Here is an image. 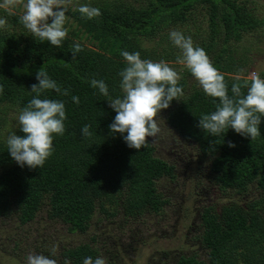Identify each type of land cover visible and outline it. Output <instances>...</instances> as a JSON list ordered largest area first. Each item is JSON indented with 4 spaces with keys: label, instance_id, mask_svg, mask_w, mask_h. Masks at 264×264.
<instances>
[{
    "label": "trees",
    "instance_id": "16d2710c",
    "mask_svg": "<svg viewBox=\"0 0 264 264\" xmlns=\"http://www.w3.org/2000/svg\"><path fill=\"white\" fill-rule=\"evenodd\" d=\"M87 5L99 8L101 15L88 19L79 13V6L70 10L66 16L76 31L68 30L59 47L34 37L21 23L18 12L0 8V18L7 21L0 28V110L21 112L35 95L30 92L31 85L38 83L36 74L43 68L61 93L48 90L41 98L64 102L67 117L65 132L54 134V151L42 168H22L8 152L7 142L0 140V219L17 222L16 227L33 223L43 209L49 220L62 223L72 235L87 234L98 212L109 220L121 214L138 219L163 213L168 199L157 183L174 177V167L155 155L152 138L147 147L137 151L109 128L116 113L107 100L124 95L119 74L127 62L122 52H139L142 59L154 62L176 63L182 50L173 44L170 33L181 31L192 38L194 46L203 48L224 74L229 95L233 84L239 83L246 94L244 84L251 83L249 59L239 54L237 45L264 22L245 3L90 0ZM199 8L205 11L207 26L203 32L191 31L189 25L195 22ZM80 35H86L90 44ZM148 41H154L153 49L145 47ZM77 43L83 50L73 59L72 48ZM255 74L264 79V71ZM190 76L194 77L190 70L182 73L178 86L184 95L162 111L168 127L195 144L200 155L209 160L223 195L240 200L205 209L200 240L206 258L183 256L175 264H264V117L261 135L255 140L232 129L218 137L205 133L197 126L198 119L214 112L219 100L208 96L202 87L189 91ZM93 79L105 82L108 97L91 86ZM64 90L68 95L62 94ZM73 96L79 97V104ZM85 125L91 126L89 138L81 135ZM17 135L24 134L20 131ZM229 142L236 147H229ZM253 189L257 195L252 198ZM6 240L12 243L15 238L7 236ZM42 249L50 255L46 245ZM63 256V264L65 260L83 264L86 257H100L89 243L65 248Z\"/></svg>",
    "mask_w": 264,
    "mask_h": 264
},
{
    "label": "clouds",
    "instance_id": "9594fccd",
    "mask_svg": "<svg viewBox=\"0 0 264 264\" xmlns=\"http://www.w3.org/2000/svg\"><path fill=\"white\" fill-rule=\"evenodd\" d=\"M70 0H3L0 8H14L23 5L24 14L21 23L34 37L40 41H48L59 47L68 36L66 5ZM82 16L93 19L101 15L97 7L83 4L78 8ZM7 21L0 18V28ZM170 39L182 50L176 63L187 67L199 82L204 92L219 100L216 110L203 115L198 127L213 137L225 134L229 129L237 134L255 140L261 135V117H264V79L253 74L250 85L245 83L246 94L242 92L239 83L231 87L229 95L225 76L212 63L206 51L194 46L190 36L181 31H172ZM83 49L79 43L73 45L72 58ZM127 66L120 72L122 78L120 87L122 98L107 100L109 107L116 113L109 125L112 134H121L129 148L139 151L147 147L149 138H155L160 132L159 122L161 113L170 107L173 100L180 101L184 95L182 87L178 86L179 73L163 60L154 62L142 59L139 52H122ZM37 84L31 85V93L35 95L20 112L18 120L23 136L13 133L7 140L8 152L14 161L22 168H42L46 160L52 155L53 136L63 135L64 121L67 119L65 104L60 100L41 98L48 90L61 93L60 86L49 77L47 71L41 68L37 74ZM93 88H98L105 97L109 96L108 87L103 80L90 81ZM3 93V86H0ZM68 95L67 90L62 92ZM73 101L79 104V97L73 96ZM90 125L81 129V135L91 137ZM228 146L235 148L232 142ZM55 255V247L51 250ZM27 264H58L56 259L44 254L29 255ZM64 264H70L65 260ZM83 264H106L103 258L86 257Z\"/></svg>",
    "mask_w": 264,
    "mask_h": 264
},
{
    "label": "rangeland",
    "instance_id": "374dc122",
    "mask_svg": "<svg viewBox=\"0 0 264 264\" xmlns=\"http://www.w3.org/2000/svg\"><path fill=\"white\" fill-rule=\"evenodd\" d=\"M238 2L245 3L254 16L264 22V0H238ZM2 3L3 0L0 4ZM88 3L90 0H70L66 5L68 9L66 15L74 7ZM7 9L10 12H18L21 16L24 14L22 4ZM204 14L203 8L196 11L195 22L189 25L191 31L197 29L203 32L207 26L206 18H203ZM65 27L71 32L76 31V26L71 24L69 18ZM80 38L85 40L86 35H80ZM84 42L90 44L87 39ZM146 44H148L146 48L155 47L154 41H148ZM237 48L239 54H246L249 59L248 77L251 78L253 74L264 71V24L260 29L244 36ZM167 63L179 73L180 78L182 73L188 70L184 65L171 61ZM187 84L189 91L195 87L201 88L199 82L192 76L187 79ZM19 114L20 112L14 109L0 110V140L7 142L11 134L20 132ZM160 115L162 118L159 122L160 132L153 138V147L157 157L174 164L178 177L174 181L164 179L157 183L159 190L170 203L163 211L162 217L146 215L138 219H128L121 214L109 220L98 212L90 230L84 235L80 233L72 235L62 223L49 220L46 209H43L40 218L26 231L22 227H16L17 222L0 220V238L2 236L15 238L12 244L7 245V249L0 248V259L10 262L9 259L15 258L23 245L26 256L35 255L37 247L42 251V247L46 245L49 252L55 247V256H57L55 259L58 264H63L64 249L76 248L84 243H90L105 262L116 264H174L181 256H197L205 259L206 255L199 243L202 233L201 214L209 206H222L240 199L229 194L223 195L216 183H213L214 176L211 173L209 160L197 158L198 153H195L192 144L184 143V140L168 127L166 113L162 112ZM173 144L182 146L178 149L184 151L186 156H193L187 161L190 167L176 162V157L170 159L169 153L175 148L172 147ZM203 170L207 171L203 173ZM254 191L253 189V192H250L252 198L257 195ZM149 234H156V237ZM19 264L23 263L19 262Z\"/></svg>",
    "mask_w": 264,
    "mask_h": 264
},
{
    "label": "flooded vegetation",
    "instance_id": "af4514ba",
    "mask_svg": "<svg viewBox=\"0 0 264 264\" xmlns=\"http://www.w3.org/2000/svg\"><path fill=\"white\" fill-rule=\"evenodd\" d=\"M184 143H186V144H191L190 142H188V141H185L184 140ZM192 146L195 148V153H198V156H197V158H203V156L202 155H200V153H199V151L197 150V147L195 146V144H192ZM172 147H175L174 148V150H172V151H170V153H169V156H170V159L171 160H173V158L174 157H176V162H179V163H181V164H184V165H188V167H190L191 165H189L188 163L189 162H187L188 160H190V159H192L193 158V156H186V154L184 153V151H181V150H179L178 148L179 147H182V146H177V145H175V144H173L172 145ZM198 151V152H197ZM155 155H156V151H155ZM157 156V155H156ZM159 158V157H158ZM161 159V158H160ZM165 162H167L169 165H171V166H173L174 167V177H166V178H164L165 180H172V181H174L176 178H178L177 177V174H176V167L174 166V164L173 163H170L169 161H165ZM186 168V167H185ZM207 170H203V173L204 172H206ZM213 175V174H212ZM214 176V175H213ZM164 179H162V180H164ZM216 183V185H217V182H216V179H215V177H214V180H213V183ZM158 187V186H157ZM182 189V188H181ZM161 192V191H160ZM163 194V193H162ZM163 196H164V194H163ZM167 199V198H166ZM170 203H169V200H168V203L164 206V210H165V208H166V206H168ZM210 207V206H209ZM209 207H207V208H209ZM206 208V209H207ZM205 210V209H204ZM162 214L163 213H160V214H158V215H156V214H146V215H148V217H155V218H160V217H162ZM39 215V217L38 218H40V215H41V213H39L38 214ZM145 215V216H146ZM157 216H159V217H157ZM38 218L35 220V221H37L38 220ZM0 220H5L4 218L3 219H0ZM34 221V222H35ZM201 224H202V214H201ZM32 227V223H30V224H28L27 226H24L23 228H31ZM202 228V227H201ZM201 232H202V229H201ZM149 235H151V236H153L154 238L156 237V234H154V235H152V234H149ZM1 238H3L2 239V241L0 242V248H5V249H7V245H9V244H12L11 243V241L10 240H6L5 241V239L7 238V236H6V238H5V236H2ZM0 238V239H1ZM5 238V239H4ZM3 241H5V242H3ZM199 243H200V245H201V248H202V250L204 251V253H205V255H206V251H205V249H204V247L202 246V244H201V240H199ZM90 244V243H89ZM91 245V244H90ZM92 246V245H91ZM93 247V246H92ZM94 248V247H93ZM3 249H1L3 252H4V250ZM39 249H41V248H38L37 247V249H36V251H35V254H44L45 255V252L42 250V251H39ZM25 252H26V249H25V247H24V245H23V247H22V249H21V251L18 253V255L15 257V258H13V259H9L10 260V262H5L4 260H1L0 259V262L2 263V264H19V262H21V263H23V264H27V258H28V256L30 255V254H28L27 256L25 255ZM98 255L100 256V258H103L102 256H101V254H99L98 253ZM48 256H50L51 258H53V259H55V258H57V256H53L52 255V253H50V255L48 254ZM181 257H183V256H181ZM181 257H179L178 259H176L175 260V262H174V264L175 263H177V261L181 258ZM191 257H193V256H191ZM4 258V257H3ZM22 258V259H21ZM198 258H200L201 259V257H198ZM62 260H64V259H62ZM165 260H166V258H165Z\"/></svg>",
    "mask_w": 264,
    "mask_h": 264
}]
</instances>
